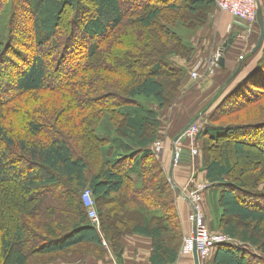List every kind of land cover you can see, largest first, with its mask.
Returning <instances> with one entry per match:
<instances>
[{
  "label": "trees",
  "instance_id": "obj_1",
  "mask_svg": "<svg viewBox=\"0 0 264 264\" xmlns=\"http://www.w3.org/2000/svg\"><path fill=\"white\" fill-rule=\"evenodd\" d=\"M215 7L216 0H0V264H78L90 254L102 261V240L122 264V239L132 235L151 239L149 264L176 262L184 238L177 191L152 145L161 111L185 81L174 59L194 53L176 28L194 34ZM257 38L233 70L219 66V90L187 120L216 104L198 138L205 179L219 192V233L233 242L213 248L204 264H264V37L252 52ZM105 115L111 138L97 135ZM86 189L101 234L83 205Z\"/></svg>",
  "mask_w": 264,
  "mask_h": 264
},
{
  "label": "crops",
  "instance_id": "obj_2",
  "mask_svg": "<svg viewBox=\"0 0 264 264\" xmlns=\"http://www.w3.org/2000/svg\"><path fill=\"white\" fill-rule=\"evenodd\" d=\"M256 32L257 29L252 36L245 38L244 24L233 19L228 14L221 13V17L215 20L212 33L206 30L194 34L191 39L194 53L189 60L174 59L178 66L184 68L186 77L179 90L177 102L173 107L160 113L159 120L161 127L159 137L155 143H159L162 147L161 153L157 156L164 170L169 175L173 186L176 187V207L184 236L190 233L192 223L189 219V203L183 195H179V192L185 193L187 190L198 188L200 184H207V188L200 191L199 196L206 226H209L210 230L213 231L216 229L218 222V212L215 205L219 192L217 188L210 185L205 179L202 151L198 146V141L201 139L198 138L199 140L196 143L198 153L194 164L189 162V141L184 140L182 142L184 149L182 162L176 166L172 162L173 140L191 123H188L187 120L196 114L197 106L206 100L209 95L213 96L220 88L221 79H223L226 72L224 73V71L219 69V66L210 72L207 68L208 57L212 53L219 51L230 35L234 36L233 44L225 54L224 66L227 72L233 70L251 51ZM257 34H259V30ZM256 59L257 55L249 59L246 67L238 74L236 81L242 79L251 71ZM194 73L197 75L195 81L191 77ZM198 117L200 115H197L193 120L196 121ZM152 146L154 148V143ZM97 231L100 233L99 229ZM122 245V264H149V257L152 251V241L150 238L139 235L126 236L122 239ZM104 248L107 252L102 261L95 259L90 254L83 262L78 264H117L109 246L107 245ZM211 253L212 250L209 256ZM173 264H194L193 256L179 255Z\"/></svg>",
  "mask_w": 264,
  "mask_h": 264
},
{
  "label": "built area",
  "instance_id": "obj_3",
  "mask_svg": "<svg viewBox=\"0 0 264 264\" xmlns=\"http://www.w3.org/2000/svg\"><path fill=\"white\" fill-rule=\"evenodd\" d=\"M216 6L221 13L230 15L233 19L244 24L245 38L252 36L257 29V17H256V0H216ZM219 51L212 53L207 59V68L210 72L214 68L219 66ZM191 77L196 80L197 75L194 73ZM200 129L196 124H189L174 140H173V152L172 162L173 165H179L182 162V156L184 149L182 142L184 140L189 141V162L194 164L197 156L195 143L199 136ZM155 153L159 155L162 147L159 143H154ZM171 180V179H170ZM206 185H199L197 189L187 190L185 193L179 192V195H183L190 206V222L192 223V229L190 233L183 238V243L180 249V256L192 255L195 248L199 257L200 264H204L210 251L218 245L232 243L233 241L225 235L214 234L209 232L200 202V191L206 189ZM83 205L87 210V216L90 222L99 229V218L95 208V201L92 197V193L89 189L84 190L81 196ZM102 245L107 247L105 240H102Z\"/></svg>",
  "mask_w": 264,
  "mask_h": 264
},
{
  "label": "rangeland",
  "instance_id": "obj_4",
  "mask_svg": "<svg viewBox=\"0 0 264 264\" xmlns=\"http://www.w3.org/2000/svg\"><path fill=\"white\" fill-rule=\"evenodd\" d=\"M86 3H87V6H89V7H91V3L90 2H88V1H86ZM128 7L127 6H125L124 7V9L126 10ZM219 17H221V12L218 10V8H217V6L214 8V10H213V12H212V14H211V16H210V21H209V23H208V25L207 26H204V27H202V28H199V29H197L195 32H194V34L196 33V32H201V31H206V30H209L211 33L213 32V25H214V23H215V20H217ZM6 23H7V13H5V14H3V15H1L0 16V35H1V37L3 38L4 36H5V34H6ZM176 32L179 34V35H181L182 37H185L184 39H185V42L187 43V44H191V46H192V43H191V39H192V37L194 36V34L192 33V32H189L188 30H186V29H184V28H182V27H178V28H176ZM257 32H258V29H257ZM257 32H256V35H255V38L257 37ZM255 38H254V42H255ZM90 41L88 40V45H90ZM24 50V49H23ZM26 52H27V50L25 49L23 52H21V55L23 54H26ZM27 54H29V52H27ZM28 59V58H27ZM18 62V64H19V66L21 65L22 66V63H21V61H17ZM66 64V63H65ZM1 70H2V72H6V71H11L12 69L11 68H9L8 66H5V71H3L4 70V68H1ZM194 80V79H193ZM6 81H9V84H10V80H7L6 79ZM195 81V80H194ZM210 97H212V96H208L207 98H206V100H204V101H202L200 104H199V106H197V108H196V110L198 111L199 109L201 110V109H203L204 108V106L206 105V102L210 99ZM181 98V97H180ZM176 100H178V95H177V97L175 98V100H174V102H173V104L171 105V107H173L174 106V104L177 102ZM216 106V104H214V105H212V107L211 108H209L206 112H204V113H201V114H199L200 115V117H198L197 119H196V121H192L190 124H196L198 127H199V129H201L205 124H206V122L204 121L205 120V118L208 116V114L211 112V110L214 108ZM207 109V108H206ZM205 109V110H206ZM199 112V111H198ZM258 116H264V114L263 115H258ZM254 117H256V116H254ZM232 119V118H231ZM251 119L252 120H255V118H253V117H251ZM257 119V118H256ZM243 122V121H242ZM97 135L99 136V137H104V138H111V137H113L114 136V130H113V127H112V125L110 124V121H109V118H108V115H105L104 117H103V119H102V121L100 122V124H99V126H98V129H97ZM197 140H199L198 138H197ZM196 143H197V141H196ZM196 143H195V147H196ZM202 145H203V143H202V141L201 140H199L198 141V146L201 148V151H202ZM196 151H197V148H196ZM197 153H198V151H197ZM202 157H203V152H202ZM204 167V166H203ZM257 175H259V174H257ZM263 176V177H262ZM262 176H260L259 177V179H261V180H263V178H264V175H262ZM200 185H206L207 186V184L206 183H203V184H200ZM262 187V186H261ZM261 187H259L260 189H261ZM258 188V187H257ZM197 189V188H196ZM218 212V211H217ZM219 214V213H218ZM205 220V219H204ZM217 225H218V223H217ZM208 227V229L210 230V228H209V226H207ZM211 231V233H214V234H220L219 233V230H218V226L216 227V229L213 231V230H210ZM221 235H223V234H221ZM206 261V260H205ZM205 261H203V262H205Z\"/></svg>",
  "mask_w": 264,
  "mask_h": 264
},
{
  "label": "water",
  "instance_id": "obj_5",
  "mask_svg": "<svg viewBox=\"0 0 264 264\" xmlns=\"http://www.w3.org/2000/svg\"><path fill=\"white\" fill-rule=\"evenodd\" d=\"M256 3H257L256 17H257V27L259 30V34H258L256 45L254 46L252 50L253 52H256L260 48L263 37H264V22H263V17H262V11H261V7L259 5L258 0H256ZM234 39H235L234 36H230L219 50V54H220L219 66L222 68L225 66V54L230 49L231 45L233 44ZM192 256H193L194 264H200L199 257H198V254L195 248L193 249Z\"/></svg>",
  "mask_w": 264,
  "mask_h": 264
}]
</instances>
